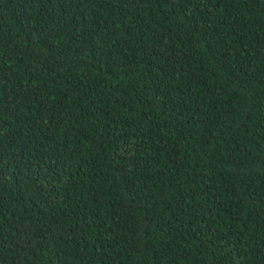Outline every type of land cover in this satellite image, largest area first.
Masks as SVG:
<instances>
[{"label":"trees","instance_id":"16d2710c","mask_svg":"<svg viewBox=\"0 0 264 264\" xmlns=\"http://www.w3.org/2000/svg\"><path fill=\"white\" fill-rule=\"evenodd\" d=\"M0 264H264V0H0Z\"/></svg>","mask_w":264,"mask_h":264}]
</instances>
